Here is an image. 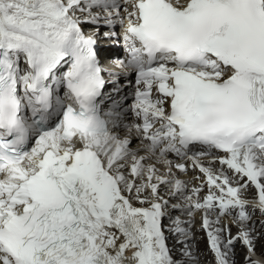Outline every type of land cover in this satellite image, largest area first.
Instances as JSON below:
<instances>
[{"label": "snow or ice", "instance_id": "1", "mask_svg": "<svg viewBox=\"0 0 264 264\" xmlns=\"http://www.w3.org/2000/svg\"><path fill=\"white\" fill-rule=\"evenodd\" d=\"M196 231L264 264V0H0V264H200Z\"/></svg>", "mask_w": 264, "mask_h": 264}, {"label": "bare ground", "instance_id": "2", "mask_svg": "<svg viewBox=\"0 0 264 264\" xmlns=\"http://www.w3.org/2000/svg\"><path fill=\"white\" fill-rule=\"evenodd\" d=\"M90 28H91V26H87V27H86V29H90ZM107 30H108L107 28H103V27H102L101 30H100L101 34L98 36V41L101 43V45H104V48H106V49H104L102 52H103V53H104V52H107V50H109V49H108L109 46H111V48H112V50H113L114 52H118L119 47H118V43H117V36H114V37L108 38V37H105V36L102 35V33H103L104 31H107ZM115 31L117 32V34H118L119 32H121V29L119 28V26H117V27L115 28ZM86 32H87V31H86ZM87 33H88V32H87ZM91 33H92V32H90L89 34H91ZM106 76H108V75H107V72L105 73V78H106ZM123 77H124L123 81L127 79V78H125L124 75L121 76L120 78H123ZM108 86H109V87H107L108 90H110V88H113V87H114V85H109V84H108ZM124 87H125V86L123 85V87L121 88L122 94L125 93V91L122 90ZM196 232H197V233H200L199 231H196ZM233 234H235V229H234V228H233ZM199 242H200V244H199V248H204V243H203L202 241H199ZM262 243H264V238H262L261 240H258V241H257V253L260 252V245H261ZM242 251L244 252L243 254H242ZM206 252H207V251H205L204 254L200 256L201 259H205V256H210L209 254H206ZM236 253H237V255H236V257H235V259H236V264H241V263L243 262V260H244L245 249H244L239 243L236 245ZM253 258L256 259L257 257L254 256Z\"/></svg>", "mask_w": 264, "mask_h": 264}, {"label": "rangeland", "instance_id": "3", "mask_svg": "<svg viewBox=\"0 0 264 264\" xmlns=\"http://www.w3.org/2000/svg\"><path fill=\"white\" fill-rule=\"evenodd\" d=\"M259 218V217H258ZM244 252L242 251V254H243ZM254 259V258H253ZM241 264H244V260H243V262L241 263Z\"/></svg>", "mask_w": 264, "mask_h": 264}]
</instances>
